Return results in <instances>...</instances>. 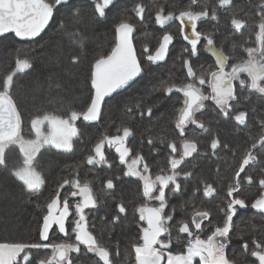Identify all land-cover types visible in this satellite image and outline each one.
I'll return each mask as SVG.
<instances>
[{
    "label": "trees",
    "instance_id": "16d2710c",
    "mask_svg": "<svg viewBox=\"0 0 264 264\" xmlns=\"http://www.w3.org/2000/svg\"><path fill=\"white\" fill-rule=\"evenodd\" d=\"M96 2L68 0L66 5L57 6L49 26L35 39L22 41L15 37L14 33L1 37L0 86L4 78L15 70L18 58L30 61L32 67L18 72L14 77L11 95L21 114L22 135L26 139H34L35 132L31 128V120L37 115L53 114L67 118L73 110L77 112L86 110L90 97L94 94L91 73L95 60L111 53L118 42L116 27L120 23L132 24L134 47L144 71L127 89L106 100L101 109L100 125L115 126L125 123L126 127L130 126L135 134L140 135V144L143 147L140 154L150 167L152 175L154 177L165 175L163 173L169 168L172 154L168 144L170 140L178 138L175 122L183 98L176 91L169 94L164 89L170 84L183 86L193 82L192 78L186 76V68L182 66L184 60L191 61L198 75L217 70L215 57L204 47L207 35L212 37L215 47L222 49L229 57L226 71L231 70L232 64L247 59L243 48L256 46L255 31L258 29L254 27V22L259 19V12L256 9L258 0H233V4L226 7H220L218 0H197V4L192 7L195 10L207 8L209 16L197 23V31L201 32L202 36L197 45L196 55H189V52L185 51L190 49L191 45L183 39L184 34L180 31L178 20L170 21L163 26L155 22L156 13L161 7L166 12L175 11L178 14L191 4V0H114L105 10L103 17L95 11ZM138 4L145 7L143 20L134 10ZM213 11L218 19H212ZM233 18L247 20L245 29L237 31L231 23ZM165 34L173 36L168 47V55L162 62L155 64L148 62L144 49L147 48L148 52L154 54ZM205 78L208 79L207 76ZM242 79L248 80L244 76ZM234 86L236 99L231 102L244 105L234 107L233 110L247 112L245 125L251 127L250 131L241 134L242 140L239 142L251 146L254 140L262 135L264 95L250 89L247 83L241 86L238 80L234 81ZM107 104H111L108 106L111 109L110 115H107V120L111 122L106 121L102 124V119H106ZM149 108L152 109L151 116L147 114ZM230 117L226 121L224 118L221 120L220 137L213 135L211 140H196L201 149L206 147V153L194 156V160L190 159L191 162L199 161L195 167L190 168L191 170L177 172L179 175L176 183L181 185L180 190L174 192L173 183L166 188L168 206L165 213L173 216L168 222L172 244L166 251L173 254L187 251V244L191 238L179 232V227L182 222L191 224L193 213L196 211L210 213L205 223L208 230L212 231L214 226L222 225L224 215L221 209L226 207L232 174L224 172L220 175L216 167L226 164V160L228 162L232 160L231 142L234 137L231 135L236 124L230 122ZM113 126H110L111 129ZM209 126L213 132L214 124L211 123ZM96 132L98 131L94 130V135H97ZM84 133L81 132V137ZM110 133L112 131L109 130L107 134ZM214 138L221 141L217 149L224 143L230 144H227L225 155L222 154L220 157L217 149L211 148ZM89 139L80 141L79 147L71 152L52 148L40 151L34 166L44 183L38 192H30L23 181L13 174L16 168L23 166L24 158L18 147H9L6 152L7 166H0V242L39 241V230L43 216L48 211L47 205L55 198L56 192L62 189L60 185L63 181L71 178V168L79 165L89 166L86 162L89 155L85 152ZM254 165L264 166V158L257 156ZM186 172H190L191 175L185 176ZM92 175L89 184L98 196L96 206L89 214V230L110 250L112 264H135L133 244L142 242L137 209L143 205L142 199L145 200L143 189L141 190L133 179L118 180L116 176L100 175L99 172ZM108 180L113 182L114 186L111 189L107 187ZM256 181L255 179L253 185L254 196L260 192ZM209 184L216 191L212 196H205L204 188ZM120 205L125 207L126 212H119ZM13 210L18 214L15 222L5 216L7 212ZM117 216L119 220L115 219ZM75 220L77 217L67 222L68 236L52 228L49 240L43 242L55 243L56 240L57 242L66 240L76 243L75 234L72 232ZM17 221H20L19 225L16 224ZM3 229L13 234L4 236L1 231ZM202 232V230L197 232L201 238H206L210 234ZM168 238L169 235L167 240ZM229 238L230 243L226 248L229 259L234 260L235 264H258L256 258L250 255V251L246 252L243 249V244L254 240L264 243V215L253 212L249 217L244 215L240 218V214L237 213L233 217V228ZM80 248L79 253L71 254L73 264H103L95 253L87 252L86 247L82 245ZM34 255L40 258L50 256L51 249L41 250L38 254L34 252ZM195 260L194 264H200L199 258Z\"/></svg>",
    "mask_w": 264,
    "mask_h": 264
},
{
    "label": "snow or ice",
    "instance_id": "6c2138e0",
    "mask_svg": "<svg viewBox=\"0 0 264 264\" xmlns=\"http://www.w3.org/2000/svg\"><path fill=\"white\" fill-rule=\"evenodd\" d=\"M113 2L114 0H97L95 11L100 17H103L105 9ZM67 3L68 0H0V37L7 33H14L15 37L21 39L39 36L53 19L57 6L66 5ZM218 3L220 7H226L232 5L233 0H218ZM196 4L197 0H191V4L180 10L178 14L175 11L166 12L161 7L155 17V22L162 26L170 21L178 20L181 26V33L184 32L186 25L190 27L191 34L183 35V39L189 41L191 45L190 49H185L186 52H189V55L197 54V45L202 36V33L197 31V21L209 16L207 8L195 10L192 6ZM256 9L259 12V19L254 22V27L258 29L255 31L256 46L243 48V51L247 54V59L232 64L231 70L225 71V68L228 67L229 57L225 55L222 49H217L212 37L207 35L205 36L206 44L204 47L206 51L211 52L215 57V62L218 65L217 70L198 75L191 61L184 60L183 66L186 68V76L192 78L193 82L186 83L182 87L170 84L164 89L169 94L173 93L174 90L182 92L185 97L184 106L179 109V116L176 122V128L180 130L181 134L184 133L185 126L189 123L198 124L201 129L205 128L202 122H198L195 119V112L204 108L203 102L205 100L215 101L219 110L225 116H229V110L232 108L230 101L236 99L234 81L238 80L241 86L247 83L250 89L264 95V0H258ZM134 10L136 15L143 20L145 7L142 4H138ZM211 16L212 19H218L215 11L212 12ZM231 23L239 31L245 29L248 21L242 18H233ZM133 31L134 26L132 24L127 22L120 23L116 27L118 42L111 50V53L95 60L91 73V86L94 89V94L90 97V103L86 110L82 112L73 110L67 118L53 114L37 115L31 120V128L35 131L34 139H25L21 135L22 118L11 95L14 77L18 72L31 68L32 64L28 59L18 58L15 62V70L4 78L2 86H0V166H7L6 150L10 146L18 145L19 151L24 157L23 166L16 168L13 174L23 181L30 192H38L44 183L34 166L36 157L41 149L45 146H52L65 152H71L73 150L72 138L78 133L74 122L80 119L81 116L85 121L99 120L105 98L128 86L130 82L144 71L131 42L130 37ZM172 40V35L165 34L154 54L148 52L147 48H145L144 52L147 54V61L153 64L163 61L168 55V46ZM241 73H246L249 79L247 81L241 79ZM206 76L209 79L206 80ZM197 82L199 85L208 83L211 87V93L204 95L197 86ZM147 114L149 116L152 115L151 108L147 110ZM247 118L248 114L245 111H239L234 116V119L240 124H245ZM45 122L50 125V131L47 134L42 131ZM122 133V135L105 136L101 139L94 147V155H89L86 162L90 165L104 162L103 148L107 144L110 147L115 146L121 163H124L130 151L125 147V142L133 133L129 127H124ZM220 144L219 138H214L211 142V148L215 150ZM258 146H264V134L254 140L240 162L238 169L235 171L233 183L228 188L227 195L229 197H232L234 192H239L241 188V173L245 172L246 166L257 160L253 150L258 149ZM169 147H171L173 152H176L175 143H171ZM224 147H227V145H224ZM182 148L183 153L179 159L175 157L170 159L171 174L156 177L155 182L159 183L160 188L158 189V195L155 197L152 196L155 190V182H150L148 177L135 169V166L142 163L144 158L137 156L128 165L126 175L138 176L144 181V196L159 201L158 207H149L145 204L137 209L140 213V220L146 221L147 227L141 229L142 236L140 240L142 242L133 244L135 264H193L196 257L199 258L200 264H235V261L229 259L226 255V248L230 243L229 233L233 228V217L237 215V206L240 208L248 206L245 200L241 198H233L228 201L226 209H221L224 213L222 225L214 226V230L206 238L202 239L200 235H196L194 238L189 239L186 252L173 254L171 251H166L172 244L168 221H171L173 216L164 212V209L168 206L164 189L168 187L169 183H173L175 185L173 191L180 190L181 185L176 183L179 175L176 169L183 163L185 157H189L197 151V145L192 140H185ZM143 168L147 172L148 165L144 163ZM184 175L190 176L191 173L186 172ZM245 179L249 184L253 182L251 175H246ZM68 184L78 189V191L71 192L72 196L81 195L83 197L82 201L75 205L78 219L74 221L72 232L76 234V243L43 242L49 240V232L52 230L53 225H58L60 233L65 236L69 235L65 226V221L70 215L69 203L67 198L61 202L58 190L55 198L47 205L48 211L43 216V223L39 230V241L0 242V264H73L71 254L79 253L81 251L80 245H85L87 252L95 253L103 264H112V253L110 250L102 245L88 230L85 209L96 206V199L92 194L91 188L88 184L81 185L78 179H65L60 188ZM259 185L264 188V178L259 180ZM113 186L112 180H108L107 187L111 189ZM215 191L216 189L210 184L206 185L204 195L212 196ZM251 208L264 213V194L256 199L254 203H251ZM119 212H126L123 205L119 206ZM209 215L208 211H196L193 213L191 223L195 224L196 229H201L202 222L207 220ZM115 219L119 220V216L115 217ZM179 232L187 233L189 237H193L188 222H182ZM164 233L169 235L166 242L160 239ZM252 243L254 245L253 249L250 250L248 242L243 244V249L246 252L250 251V255L256 258L258 264H264V243L255 240ZM47 249H51L50 256L40 258L38 255H34V252L38 254L41 250Z\"/></svg>",
    "mask_w": 264,
    "mask_h": 264
},
{
    "label": "flooded vegetation",
    "instance_id": "af4514ba",
    "mask_svg": "<svg viewBox=\"0 0 264 264\" xmlns=\"http://www.w3.org/2000/svg\"><path fill=\"white\" fill-rule=\"evenodd\" d=\"M182 66H183V64H182ZM197 86L201 89V91L204 93V95H209L211 93V87L209 86L208 83H205L204 85L197 84ZM178 93L180 95H182V98H183V101H184L185 97H184L183 93L182 92H178ZM105 102H104V104H105ZM203 103H204L205 106H204V108H202L199 111L195 112V119L198 122H202L205 125V128L201 129L198 126V124L189 123V124H187L185 126L184 133L181 134L180 130L178 128H176L177 120L175 122V129L178 132V134H177L178 138H176V140H170V142L168 144V147H169V145L171 143H175L176 144V152H173L171 147H169L170 150L172 151L171 158H173V157H175L176 159L180 158V156L183 153L182 144H183V142L185 140H192L197 145V151L192 153L191 156L185 157L183 163H181L179 165V167L176 169V172H185V171H188V169L191 170L190 168L192 166L193 167L196 166V164L199 161H192L191 162V160H194L193 157L197 156V155L201 156L202 154L206 153L205 152L206 151V147H202V149H201L199 147V145L197 144L196 140H201V141L202 140H211L214 137L213 135H216L217 137H220V134H221V131H222L221 120L224 118L223 120L226 121V119L229 116H231L230 117V122L233 121L236 124V126H234V128H233V130H234L233 131V135H231V136L234 137L233 141L231 142L232 143L231 147H232V152H233L232 160L230 162H228L226 160V164H221L222 166H217L216 170L220 172V175H222V173H224V172L232 174L231 176H232V183H233V178H234V175H235V171L238 169L239 164L242 161L244 155L246 154V152L251 147L250 145H247L245 143L243 144L242 142H239V141L242 140L241 137H240L241 134L243 132H247L248 130L250 131L251 127L246 126L245 124H240L238 121H236L234 119V116L236 114H238V112L234 111L235 109L233 110V108L234 107H240V106H242L244 104H242V103H232L230 101V103L232 104V108L229 110V112H230L229 116H225L219 110V108L216 106L215 101H213V100H205ZM108 106H111V104H107V107ZM183 106H184V104H182V107ZM138 110H140V108H138ZM110 112H111V109L108 107V109L105 110L106 119H102V124H103V122H106V121H107L106 123H110L111 122L110 120L109 121L107 120V115H110ZM263 114H264V111H263ZM178 116H179V114H178ZM178 116H177V119H178ZM211 123L214 124L213 132L210 131L211 128H210L209 125ZM245 123H246V121H245ZM100 124H101L100 120H97V121H85L82 116L80 117V119L76 120L74 122V126L78 129V133H77L76 136H74L72 138L73 149L75 150L76 147H79V145H80L79 142L80 141H82V142L83 141H87L90 138L88 143L86 144L85 152L88 155H94V147L101 139H103L105 136L111 137V136H116V135H122L123 134L122 133V129L124 127H126L125 123L124 124H120L119 123L118 125H115V126H113L114 124H108L107 126L106 125L103 126V125H100ZM45 125H46L45 129H49V131H50V125H48L47 122H45ZM96 125H100V126H96ZM110 126H113L112 129H111ZM127 127L131 128L130 126H127ZM94 130L98 131V132H96L97 135H94ZM109 130L112 131V133L107 134ZM131 130H132L133 134L125 142V147H127L130 151H129L128 156L125 158V162L124 163H121L120 158H119V153L116 152L115 146H111L110 147L107 144H105V146L103 148V152H104V156H105L104 162L96 163V164H93V165L89 164V166L79 165V166L72 167L71 171H70V172H72V176L68 180L78 179L80 181L81 185L88 184V186L92 190V194L95 197V199H96V196H98V195L92 189V187L89 184L90 180H92V178H93L92 174L94 172H99L100 175L108 174L109 176H116V178L118 180H121V179L124 180V178H128V179H131V180L133 179L135 181V184L137 186H139V188L142 190L144 188V181L142 179H140V177L126 175V173L128 172V165L131 164L132 160L135 159L137 156H142L143 157V155L140 154L141 152H143V151H141L143 149V147L140 144V140H141L140 139V135L139 134H135L134 130L132 128H131ZM82 131H84L85 133H84V136L81 137V132ZM87 131L89 132V134H88ZM262 134H264V123H263V127H262ZM93 136H94V138H93ZM180 140H182V141H180ZM227 144L228 143H226V144L224 143V145H227ZM224 145H221V147L219 149H217V152L220 155V157L222 156V154L225 155V152H226L225 150H226L227 147H224ZM228 145H230V144H228ZM91 146H92V150H90ZM44 148L56 149V148H54L52 146H45ZM44 148H42V149H44ZM56 150L63 151L61 149H56ZM254 154L256 156H262L264 158V146H258V150H257V152H254ZM227 159H228V157H227ZM144 163L147 164V162H145L143 160L142 163H140V164L135 166V169L137 171H140L142 175L148 177L150 182H155L156 181V177H154L152 175L153 173H151L150 167L148 166L147 172L144 171V168H143ZM260 172H262V173H260ZM163 174H165V175L171 174L170 161H169V168ZM246 175H251L253 177V182L251 184L247 183V181L245 179ZM262 178H264V166L254 165V162H252L250 165L246 166L245 172L241 173V188H240L239 192L238 193L234 192L232 197H228L227 198L228 199L227 203H228L229 200H231L233 198H241V199L245 200V203L248 205L247 207L240 208L239 206H237V213L240 214V218H242L244 215H247L249 217V215L250 216L253 215V212L261 213L258 210L251 208V203H254L256 199H258L262 194H264V188H262L259 185V180L262 179ZM255 179L257 180L256 181L257 182L256 186L258 188H260V190H259L260 192L256 196H254L255 194L253 195V185L255 184L254 183ZM169 185H170V183H169ZM65 188H66V190H64ZM159 188H160L159 183L155 182V184H154V189L155 190L152 193L153 197L158 195V189ZM166 188L164 189L165 197H166ZM72 191H78V189H75L71 184L64 185L63 188L59 190L61 202H63V200L65 198H67L68 199V203H69L70 215L68 216V218L65 221V226L67 225V222H69V220L71 218H76L77 217V219H78V216H77V214L75 212V205L78 202H81L82 199H83V197L81 195L72 196L71 195ZM143 196H144V194H143ZM140 198L142 199L141 193H140ZM141 199H140V201H141ZM140 201H139V203H140ZM141 203H143V205L146 204L149 207H158L159 206V201L158 200L150 199L149 197H145V200L142 199ZM227 203H226V205H227ZM169 206H170V200H169ZM93 208L94 207H90V208L85 209L87 225H88V222H89L88 218H89L90 211ZM225 209H226V207H225ZM165 210H166V208L164 209V212H165ZM262 214L264 215V213H262ZM223 215H224V213H223ZM139 217H140V213H139ZM207 221H208V219L202 222L201 229H196L195 228V224H193V223L189 224L190 225V231H192V233H193V237H189V235L187 233H184V234L192 239V238H194L197 235V232L200 231V230H202L205 234L211 232L210 230H208L205 227V223ZM141 223H142V226H141ZM139 224H140V228L141 229L143 227H147V222L146 221H143V220L139 219ZM52 228L59 232L58 225H53ZM66 229L68 230L67 226H66ZM88 230H89V227H88ZM141 236H142V232H141ZM167 237H168V233H164V234L161 235L160 239L166 242L167 241ZM202 239H204V238H202ZM248 243H249V248L252 249V246H253L252 241H249ZM82 246L86 247L85 245H82ZM157 247H159V245H157Z\"/></svg>",
    "mask_w": 264,
    "mask_h": 264
},
{
    "label": "rangeland",
    "instance_id": "374dc122",
    "mask_svg": "<svg viewBox=\"0 0 264 264\" xmlns=\"http://www.w3.org/2000/svg\"><path fill=\"white\" fill-rule=\"evenodd\" d=\"M97 1V0H96ZM106 10V9H105ZM197 23H198V21H197ZM183 34L185 35V34H187V35H190L191 34V32H190V27L189 26H185L184 27V32H183ZM189 42V41H188ZM209 53H211V52H209ZM225 71H226V68H225ZM240 76H241V79H242V76H244V77H246V78H248L247 77V74L246 73H241L240 74ZM249 79V78H248ZM46 128V125H44L43 127H42V131L45 133V134H47L48 132H49V129H45ZM35 132V131H34ZM21 135H22V133H21ZM25 139H26V137L24 136V135H22ZM15 147L17 148H19V146L18 145H15ZM8 150V149H7ZM7 150H6V152H7ZM22 156H23V154H22ZM24 158V157H23ZM5 216H6V218H8L9 220H11V221H16V218L18 217V214L13 210V211H9V213L7 212L6 214H5ZM16 224H20V221H17L16 222ZM20 227V226H19ZM18 229V228H17ZM15 230V229H14ZM2 231V234H4V236H8L9 234L10 235H12L13 234V232H11V231H7L6 229H3V230H1ZM61 242H68V241H61ZM61 242H57V240L55 241V243H61ZM198 257H196V258H194V261H196L195 259H197ZM194 261H193V264H194Z\"/></svg>",
    "mask_w": 264,
    "mask_h": 264
},
{
    "label": "water",
    "instance_id": "95a60500",
    "mask_svg": "<svg viewBox=\"0 0 264 264\" xmlns=\"http://www.w3.org/2000/svg\"><path fill=\"white\" fill-rule=\"evenodd\" d=\"M50 22H51V21H50ZM50 22H49V24H50ZM48 26H49V25H48ZM48 26H47V27H48ZM47 27L45 28V30L47 29ZM45 30H44V31H45ZM44 31H43V32H44ZM43 32H42V33H43ZM42 33H41V34H42ZM7 34H9V33H7ZM7 34H5V35H7ZM41 34H40V35H41ZM5 35H4V36H5ZM40 35H39V36H40ZM132 36H133V32H132L130 38H131V42H132L133 48L135 49V47H134V43H133V39H132ZM37 37H38V36H37ZM37 37H34V38H27V39H21V38H19V37H17V38L20 39V40H22V41H29V40L35 39V38H37ZM0 38H1V37H0ZM169 45H170V44H169ZM168 47H169V46H168ZM135 52H136V50H135ZM136 56H137V54H136ZM137 59H138V58H137ZM163 61H164V60H163ZM159 62H162V61H159ZM159 62H157V63H159ZM139 77H140V76L136 77V78H135L132 82H130V84H129L128 86H126L125 88L118 90L116 93H113L112 96H113L114 94H117V93L122 92V91H124L125 89H127V88H128L130 85H132V84H133V83H134ZM110 97H111V96H110ZM110 97H106V98H105V101H106L108 98H110Z\"/></svg>",
    "mask_w": 264,
    "mask_h": 264
}]
</instances>
